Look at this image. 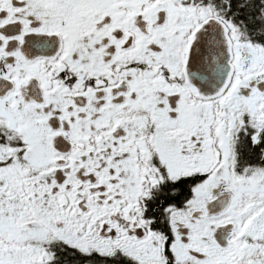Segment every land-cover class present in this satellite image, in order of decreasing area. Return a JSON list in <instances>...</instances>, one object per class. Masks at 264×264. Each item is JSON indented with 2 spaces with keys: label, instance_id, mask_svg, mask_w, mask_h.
<instances>
[{
  "label": "snow or ice",
  "instance_id": "obj_1",
  "mask_svg": "<svg viewBox=\"0 0 264 264\" xmlns=\"http://www.w3.org/2000/svg\"><path fill=\"white\" fill-rule=\"evenodd\" d=\"M0 264H264V0H0Z\"/></svg>",
  "mask_w": 264,
  "mask_h": 264
}]
</instances>
